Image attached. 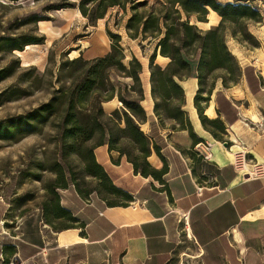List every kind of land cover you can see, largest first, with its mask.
I'll use <instances>...</instances> for the list:
<instances>
[{
  "label": "rangeland",
  "instance_id": "rangeland-1",
  "mask_svg": "<svg viewBox=\"0 0 264 264\" xmlns=\"http://www.w3.org/2000/svg\"><path fill=\"white\" fill-rule=\"evenodd\" d=\"M132 1L144 2L139 13L158 7L157 0ZM214 1L224 5L233 0ZM97 3L90 0H0V264H18L28 253L25 252L28 244L37 245L40 249L36 250L40 251L45 243H51L58 231L67 227L79 229L78 224L56 217L58 208L64 207L62 200L71 199L74 192L86 197L95 190L109 203H124L119 196L107 195L102 182L90 176L87 169L99 142H107L108 128L113 130L115 139L119 138L117 147L130 159L138 158L139 145L128 132H117L116 128L125 127L122 113L126 109L119 97L135 101L137 96L129 89L132 81L120 77L119 73L99 68L98 79L94 81L93 65H85L92 59L85 57L109 44L108 32L120 36L123 64L126 66L135 58L142 66L140 80L146 101L149 60L156 41L128 37L125 28L133 14L131 3H127L125 9L108 8L103 19L96 20L100 12ZM253 5L260 11L262 22L225 25L223 37L235 58L241 59L243 55L246 60L241 62L254 60L264 74V3L255 1ZM79 6L86 10L87 17L82 16ZM175 9L181 12L183 21L188 20L201 31L219 24L211 19L209 7L204 16L200 15L204 21L215 24L209 27L198 23L196 15L188 19L180 7ZM243 29L252 37L241 39L239 31ZM232 32L237 39L232 37ZM81 51L89 54L82 57ZM80 56L82 62H71ZM197 61L198 54L189 59L191 70H196ZM155 64L165 66L157 57ZM223 75L222 71L205 75L202 91L222 86L218 77ZM226 78L228 88L240 84V77L226 75ZM230 79L236 83H231ZM111 86L113 93H107ZM115 111L122 118L113 122L107 117ZM166 124L168 129L173 125ZM72 127H78L79 134L66 136L65 131ZM168 129H161L157 121L141 127L142 132L161 147L163 155L167 153L162 150L160 132ZM228 139L226 142L232 144Z\"/></svg>",
  "mask_w": 264,
  "mask_h": 264
},
{
  "label": "crops",
  "instance_id": "crops-1",
  "mask_svg": "<svg viewBox=\"0 0 264 264\" xmlns=\"http://www.w3.org/2000/svg\"><path fill=\"white\" fill-rule=\"evenodd\" d=\"M210 16L218 24L220 17L215 12ZM109 51L110 41L94 55L81 53L90 60ZM157 58L165 62L162 68L167 66L169 59L158 53ZM240 58V84L217 86L201 104L206 118L225 127L221 142L202 127L194 107L196 70L179 82L193 134L199 144H211L209 160L197 153V145L191 150L187 131L160 132L167 153L161 154L167 172L160 184L136 174L126 157L109 152L107 145L97 147L96 162L133 202L110 207L95 192L88 200L74 192L62 205L83 228L58 231L40 251L28 244L18 264H264V178L246 180L231 165L232 152L244 150L264 166V74L254 60ZM146 86L148 99L141 103L148 124L156 119L148 82ZM225 139L232 144L222 145ZM147 161L156 170L163 167L154 152Z\"/></svg>",
  "mask_w": 264,
  "mask_h": 264
},
{
  "label": "trees",
  "instance_id": "trees-1",
  "mask_svg": "<svg viewBox=\"0 0 264 264\" xmlns=\"http://www.w3.org/2000/svg\"><path fill=\"white\" fill-rule=\"evenodd\" d=\"M97 1V9H99L100 12L95 16L96 20L103 19L104 12L108 8L119 7L125 9L126 4L131 3V11L133 14L128 19L125 28L128 37L132 40H136L140 36L142 41L147 39H150L149 42L156 41L155 49L150 56L148 67L150 96L153 101V116L161 129H168L166 123L169 122L173 125L169 127L168 130L187 131L192 140L191 150L202 141L193 134L187 113L183 110L185 95L179 82L190 76L191 67L189 59L198 54L196 66L198 90L193 100L194 107L198 113L202 127L206 129L215 140L221 142L220 134H225V127L218 119L210 120L206 118L203 115V108L201 106L203 102H207L208 96L213 89L208 92L202 91L201 82L205 75L210 76L216 71L224 72L223 76L218 77L222 81L223 88H228V79L226 75L237 76V78L240 77L241 79V68L236 58L225 44L223 28L225 25H236L242 21H251L256 24L261 23L263 20L262 15L253 4L255 1H262L264 3V0H233L232 3L224 5L216 3L214 0H157L158 7L144 13H139V7H144V2L135 3L132 0H90L92 3ZM176 6L180 7L186 18L189 19L190 16L196 15L199 22H206L200 15L204 16L206 8L209 7L211 12H215L220 17L219 24L206 31H201L197 29L196 26L190 25L188 20L183 21L181 12L175 9ZM79 10L83 17H87L88 14L82 6H79ZM161 26L164 31H162ZM239 34L243 40L252 37L250 33L244 29L239 31ZM107 35L111 41L110 51L103 57H97L91 61L85 62V65H93L95 71L92 73L94 81L98 79L99 68L119 73L120 77L128 78L132 81V86L129 87V89L137 96V99L135 101H126L119 97V100L126 109L122 113L123 118L121 117L125 127L120 129L116 126V128L117 132H128L134 142L139 145L137 149L138 158L136 160L130 159L121 148L117 147L116 143L119 138L115 139L113 130L110 128L106 130L108 136L107 142L101 140L97 147L107 145L109 152H117L119 156L126 157L136 174L164 184L162 176L167 172V165L160 153L161 147L157 145L151 136L145 135L141 130L142 125L149 121L145 111L140 105L141 101L144 99L140 80L142 66L135 58L130 59L125 66L123 64L125 57L119 44L121 41L120 36L112 35L109 32ZM232 37L237 39V35L234 32H232ZM19 51H21V49ZM157 53L161 57L169 59L166 67L162 68L155 64ZM71 62L73 64L80 63L82 62V58L80 56L73 59ZM230 80L231 83L235 82L234 79ZM94 90L97 89L95 88ZM107 93H113V86H111V89ZM111 98L112 94L107 97L108 102H110L109 99ZM107 118L113 122L121 119L119 113L116 111L111 113ZM79 132L80 129L78 127H72L65 131V135L74 137L77 136ZM101 132L104 137V130L102 129ZM152 152H154L163 163V167L160 170L154 169L147 161ZM180 153L192 155V151L180 150ZM138 160L141 162L140 164L137 163ZM87 172L90 176L102 182V186L107 195L119 196L124 201V203L118 204L114 202L109 203L107 199H104L108 206L124 207L133 202L132 197L128 193L113 185L104 169L96 162L94 152L91 154V161ZM93 192L98 194L95 190L86 197L82 193H76L83 199L88 200L90 198L89 195ZM56 217H64L78 224L79 228H83V225L79 223L78 219L64 207L58 208ZM66 229L73 228L67 227L62 230Z\"/></svg>",
  "mask_w": 264,
  "mask_h": 264
},
{
  "label": "built area",
  "instance_id": "built-area-1",
  "mask_svg": "<svg viewBox=\"0 0 264 264\" xmlns=\"http://www.w3.org/2000/svg\"><path fill=\"white\" fill-rule=\"evenodd\" d=\"M221 144L222 145L227 144V142L224 141ZM210 148H211V144L208 143L198 144L196 146L197 153L204 160L210 159V153H209ZM231 157H232V163H231L232 168L234 169L235 172L242 174L243 177L246 178V180L264 178V166L252 159H249L244 150L232 152Z\"/></svg>",
  "mask_w": 264,
  "mask_h": 264
},
{
  "label": "water",
  "instance_id": "water-1",
  "mask_svg": "<svg viewBox=\"0 0 264 264\" xmlns=\"http://www.w3.org/2000/svg\"><path fill=\"white\" fill-rule=\"evenodd\" d=\"M198 23H201V24H207L208 22L206 21V22H198ZM224 145H226V144H224Z\"/></svg>",
  "mask_w": 264,
  "mask_h": 264
}]
</instances>
